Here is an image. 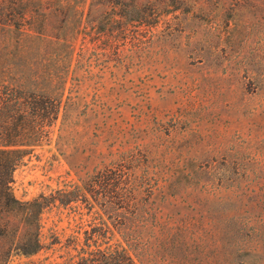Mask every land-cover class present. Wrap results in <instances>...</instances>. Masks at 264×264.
Instances as JSON below:
<instances>
[{
	"label": "rangeland",
	"instance_id": "374dc122",
	"mask_svg": "<svg viewBox=\"0 0 264 264\" xmlns=\"http://www.w3.org/2000/svg\"><path fill=\"white\" fill-rule=\"evenodd\" d=\"M0 58L63 103L13 182L44 247L2 258L15 216L0 264L64 263L119 198L138 264H264V0H0Z\"/></svg>",
	"mask_w": 264,
	"mask_h": 264
},
{
	"label": "trees",
	"instance_id": "16d2710c",
	"mask_svg": "<svg viewBox=\"0 0 264 264\" xmlns=\"http://www.w3.org/2000/svg\"><path fill=\"white\" fill-rule=\"evenodd\" d=\"M7 1L16 3V0ZM62 108L61 97L42 93L22 82L7 81L0 74V235H7L13 217H19L20 222L13 229L9 247L3 249L1 256L6 261L13 248L30 255L44 247L42 209L39 215L36 212L33 215L27 203L14 194L13 182L15 170L25 156L35 146L52 139ZM137 204L124 198L105 199L104 206L109 210L134 205L136 210L131 215L112 212L116 215L108 218L96 207V224L82 230L81 247H71L73 241L65 244L68 249L61 255L66 257L65 261L58 264H138L130 249L138 250L139 255L146 247L148 219ZM112 224L118 226L123 239L117 236ZM73 248L77 250L75 253Z\"/></svg>",
	"mask_w": 264,
	"mask_h": 264
}]
</instances>
